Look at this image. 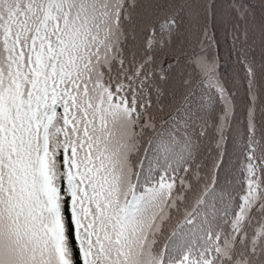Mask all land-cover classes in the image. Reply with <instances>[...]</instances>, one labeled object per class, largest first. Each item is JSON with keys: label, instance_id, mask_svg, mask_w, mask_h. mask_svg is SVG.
Segmentation results:
<instances>
[{"label": "snow or ice", "instance_id": "6c2138e0", "mask_svg": "<svg viewBox=\"0 0 264 264\" xmlns=\"http://www.w3.org/2000/svg\"><path fill=\"white\" fill-rule=\"evenodd\" d=\"M0 264H264V0H0Z\"/></svg>", "mask_w": 264, "mask_h": 264}]
</instances>
